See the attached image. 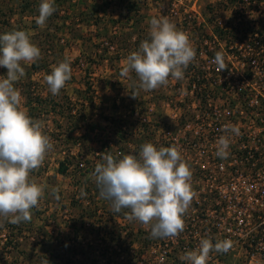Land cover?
<instances>
[{
  "label": "built area",
  "instance_id": "2783aa9c",
  "mask_svg": "<svg viewBox=\"0 0 264 264\" xmlns=\"http://www.w3.org/2000/svg\"><path fill=\"white\" fill-rule=\"evenodd\" d=\"M227 6L232 19L203 17L190 25L196 58L183 80L169 78L172 92L164 95L175 126L149 116V99L132 105V133L148 124L153 143L175 145L192 172L185 229L154 241L159 264H186L180 257L201 238L233 243L226 253H210L207 264H264V0ZM217 51L225 56L222 71L213 63ZM225 124L240 132L230 136L229 156L221 159L216 143Z\"/></svg>",
  "mask_w": 264,
  "mask_h": 264
},
{
  "label": "rangeland",
  "instance_id": "374dc122",
  "mask_svg": "<svg viewBox=\"0 0 264 264\" xmlns=\"http://www.w3.org/2000/svg\"><path fill=\"white\" fill-rule=\"evenodd\" d=\"M25 1H29L31 5L27 11L22 9ZM134 1L136 5L133 11L124 9L127 5L126 0H55V12L47 19L45 26L40 27L36 24V17L39 15L38 6L41 0H0V33L13 29L25 30L40 48L41 56L47 55L51 59L49 68L32 71L29 75L32 94L37 91L43 97L51 94L44 77L51 73L52 65L65 57L70 59L72 76L55 96L63 99L64 95H69L72 99H78L85 85L92 84L93 107L86 111L85 117L86 121L96 125L95 131L98 132L94 138L109 137L111 123L104 115L113 118H127L129 115L130 118L132 116L131 120H136L133 111L127 112L125 102L138 105L149 99L147 105L151 107L149 116L155 119L166 118L169 122L171 120V126H175L173 120L168 118L171 112L164 102L165 92L166 94L172 92L169 84L150 92L135 89L137 97H133V81L138 84V78L134 72H130L127 78L121 76L126 56L139 47V44L136 46L135 40L139 37L141 42L148 37L151 18H169L191 40L193 30L190 25L196 19L202 20L203 17L211 19L218 16L223 20H230L233 15L226 5L229 4L227 0ZM31 9H36V13H31ZM182 23L186 26H182ZM123 36L124 39L128 37L124 42L119 40ZM49 41H52V44H48ZM45 44L49 49L43 50ZM26 80L25 73L20 83L23 84ZM21 94L22 106L27 112L26 96L22 91ZM38 117L39 119L37 117L34 119H41L44 132L53 143V150L46 156L43 165L30 174L37 183L44 186V195L39 201V207L32 210L31 223L15 224L18 226H14L10 232L6 228L8 222L0 218V264H41V253L61 248H77L83 253L86 251L92 255H99L105 245L113 244L106 242L107 237L104 236L106 233L101 232L100 226L97 225L98 231L91 229L93 226L96 228V223L90 219L88 223H84L85 226L70 229L67 227L70 207L68 196L72 184L69 175L57 170L58 162L64 155L63 140L67 131L63 126L61 128L55 124L54 119L61 121V115L55 110L48 113L42 110ZM84 128V124H81L76 130L81 132ZM139 135L137 128L132 133L130 141L132 153L137 151L135 139ZM53 187L59 189L58 200L51 191ZM20 226L21 231L16 228ZM150 228V225L145 226L131 221L132 233L130 232L129 240L124 243V250L122 246L118 249L116 248L118 245H113L116 251L113 261L126 264L124 261L131 257L129 264H159L160 252L154 244L155 238H150ZM43 229L50 234L49 237L42 236ZM8 233L11 236L7 238ZM140 239H144V242L140 243ZM97 259V264L110 263L100 255Z\"/></svg>",
  "mask_w": 264,
  "mask_h": 264
},
{
  "label": "clouds",
  "instance_id": "9594fccd",
  "mask_svg": "<svg viewBox=\"0 0 264 264\" xmlns=\"http://www.w3.org/2000/svg\"><path fill=\"white\" fill-rule=\"evenodd\" d=\"M55 0H41L36 24L44 27L55 12ZM148 37L123 62L121 76L134 72L138 84L135 89L145 92L166 86L169 78L184 79V70L196 58L190 37L178 29L167 17H153L149 21ZM41 56L40 48L25 30L13 29L0 33V67L7 69L0 75V218L12 224L30 222L32 209L39 207L44 186L31 177L46 156L53 150L51 138L44 132V124L33 119L23 108L21 91L15 86L25 76V67ZM213 63L217 71L227 68L222 51L215 53ZM72 68L68 57L52 65L44 79L52 95H58L71 79ZM216 143L215 155L229 156L230 136L239 135V127L225 124ZM99 189L100 198L111 202L115 213L123 209L129 221L150 225V238H174L185 229L184 216L193 200L192 172L179 149L157 147L152 142L141 145L138 155L107 152L91 173ZM59 199V189L52 188ZM81 196L86 193L81 190ZM231 240L201 238L194 250L180 259L186 264H207L210 253H226L232 249ZM49 264V260H41Z\"/></svg>",
  "mask_w": 264,
  "mask_h": 264
},
{
  "label": "trees",
  "instance_id": "16d2710c",
  "mask_svg": "<svg viewBox=\"0 0 264 264\" xmlns=\"http://www.w3.org/2000/svg\"><path fill=\"white\" fill-rule=\"evenodd\" d=\"M126 1L127 5L124 7V9H133L134 11L136 5L135 1ZM239 1L240 0H227L226 2H229V4L226 3V5H236ZM24 3L25 5L22 4L23 10L27 11L28 8H31L29 1H25ZM226 5L224 4V6ZM30 12L36 13V9H31ZM80 12L82 13L83 9H81ZM127 38L128 37L124 39L123 36V38L119 40H122L124 42L125 40H127ZM140 40L141 38L139 37L135 40L136 46L140 44ZM47 43L52 44V41H49ZM47 49L49 48H46V44L43 45V50ZM49 60L51 59H49L48 56L45 55L40 56V58L35 63H32L30 65H23L25 67V73L27 74V80L24 81L23 84H21L19 80L18 82H16L15 86L20 89L26 96L25 105L27 108V113L33 119L34 117H37L39 119L38 115L42 112V110L47 113L49 111L55 110L56 113L61 115V121L54 119L55 124L61 128L63 126V128L67 131L66 136L63 140L65 143L64 155L59 160L57 167V170L59 172L69 175L72 184L68 196L70 207L68 212L69 221L67 223V227L70 229L85 226L84 223L86 224L89 219L94 224L96 223V228L93 226V224V227H91V229L93 231L95 229V231H98V227L100 226L99 229L101 230V232L106 233L104 235L105 237H107L106 242H109V244L113 243L112 246L105 245V247H103V249L100 251L99 255L102 259L106 258L107 260H109V264H119V262L113 261L116 253L113 245H118V247H116L118 249H120L122 246V249L124 250V243L130 238L128 237V235H130V232L132 233V231H130L131 221H129L125 216V213L129 212L130 210L123 209L119 213L113 212L111 210V202L100 198L99 189L96 186L91 173L94 172L96 163L102 161L103 155L107 152H111L113 153V155H138L142 144H144L145 142L153 143L155 132L151 129L150 126H148V124L140 125L142 126L141 128L143 130L142 132L140 131V135L135 139V146L137 151L135 153H132L130 141L132 138V129L134 127V122L131 120L130 116L128 115L127 118H113L108 117V115H104V118L111 123L109 137L104 139H99L97 137V139L94 138V136L98 132L95 131L96 125L86 121L87 119L85 117L86 111L90 109V107H93V87L91 83H87L82 91H80L81 97H77L78 99H72L69 95H64L63 99H60L59 97L53 96L51 94L43 97V95L39 91H37L36 93L33 92L32 94V91L30 90L31 82L30 79H28L29 75L32 71L49 68ZM0 73L1 75H6L7 69L4 67H0ZM132 105H130V103L128 102H125L127 112L132 111ZM46 107L49 111L46 110ZM81 124H84L85 128L81 132H77L76 129ZM81 190H83L86 195L81 196ZM31 222L32 220L30 221V223ZM20 224L23 225L24 222H21ZM14 226L18 225L12 223L6 224V228L9 229L10 232H12ZM16 228L20 229L21 226ZM43 232V237L50 236V234L47 233L45 229H43ZM9 234L10 233H8L7 238L11 236ZM132 238L133 237H131V239ZM135 238L137 237L135 236ZM154 241H157V238H155ZM142 242H144V239H140V243ZM78 250L79 249L77 248L51 249L50 251H44V253H41L40 260L48 258L49 264H97V256H99L98 254L92 255L86 251L83 253L81 250ZM130 261L131 257H128V260H125L124 262H126V264H129Z\"/></svg>",
  "mask_w": 264,
  "mask_h": 264
}]
</instances>
